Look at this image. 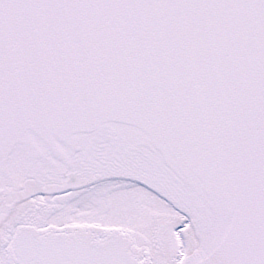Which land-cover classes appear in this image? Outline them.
Wrapping results in <instances>:
<instances>
[{
  "label": "snow or ice",
  "instance_id": "1",
  "mask_svg": "<svg viewBox=\"0 0 264 264\" xmlns=\"http://www.w3.org/2000/svg\"><path fill=\"white\" fill-rule=\"evenodd\" d=\"M0 264H264V0H0Z\"/></svg>",
  "mask_w": 264,
  "mask_h": 264
}]
</instances>
